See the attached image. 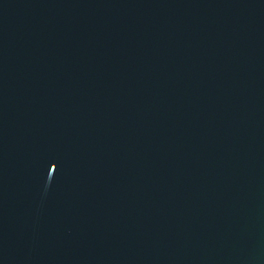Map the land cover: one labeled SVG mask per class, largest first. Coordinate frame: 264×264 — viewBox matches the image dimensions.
I'll return each mask as SVG.
<instances>
[{"label":"water","instance_id":"1","mask_svg":"<svg viewBox=\"0 0 264 264\" xmlns=\"http://www.w3.org/2000/svg\"><path fill=\"white\" fill-rule=\"evenodd\" d=\"M0 264H264V0H0Z\"/></svg>","mask_w":264,"mask_h":264}]
</instances>
